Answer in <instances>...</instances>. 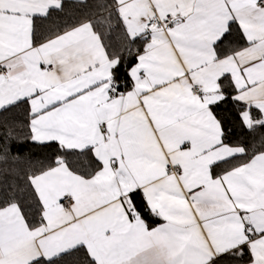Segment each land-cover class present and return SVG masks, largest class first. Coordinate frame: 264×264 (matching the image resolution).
<instances>
[{"label": "snow or ice", "instance_id": "1", "mask_svg": "<svg viewBox=\"0 0 264 264\" xmlns=\"http://www.w3.org/2000/svg\"><path fill=\"white\" fill-rule=\"evenodd\" d=\"M68 6L0 0V264H264V0Z\"/></svg>", "mask_w": 264, "mask_h": 264}, {"label": "trees", "instance_id": "2", "mask_svg": "<svg viewBox=\"0 0 264 264\" xmlns=\"http://www.w3.org/2000/svg\"><path fill=\"white\" fill-rule=\"evenodd\" d=\"M67 15L64 19H67L69 22H74V18L80 15V10L72 6V1H68ZM115 42V41H114ZM222 115H228L225 110H221ZM259 133L256 134V138H259ZM233 139H240L244 142H249L253 139L252 135L247 131H242L239 128H235L233 131ZM13 153H18L22 157H30L32 159H44L49 154L47 149L41 148L31 142L24 141L22 143L13 144L12 146Z\"/></svg>", "mask_w": 264, "mask_h": 264}, {"label": "crops", "instance_id": "3", "mask_svg": "<svg viewBox=\"0 0 264 264\" xmlns=\"http://www.w3.org/2000/svg\"><path fill=\"white\" fill-rule=\"evenodd\" d=\"M68 1H72V0H68Z\"/></svg>", "mask_w": 264, "mask_h": 264}]
</instances>
